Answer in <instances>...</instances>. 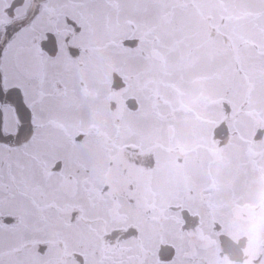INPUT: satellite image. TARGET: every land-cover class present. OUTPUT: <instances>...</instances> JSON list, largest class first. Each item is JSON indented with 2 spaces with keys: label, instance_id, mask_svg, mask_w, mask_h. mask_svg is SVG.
Here are the masks:
<instances>
[{
  "label": "flooded vegetation",
  "instance_id": "obj_1",
  "mask_svg": "<svg viewBox=\"0 0 264 264\" xmlns=\"http://www.w3.org/2000/svg\"><path fill=\"white\" fill-rule=\"evenodd\" d=\"M48 6L54 91L39 143L0 150V264H264V0Z\"/></svg>",
  "mask_w": 264,
  "mask_h": 264
},
{
  "label": "snow or ice",
  "instance_id": "obj_2",
  "mask_svg": "<svg viewBox=\"0 0 264 264\" xmlns=\"http://www.w3.org/2000/svg\"><path fill=\"white\" fill-rule=\"evenodd\" d=\"M27 6L28 0L19 4L12 0L5 4L13 8L12 18L0 15V25L8 26L0 32V150L9 154H27L39 143L54 91L49 57L57 52V43L36 30L42 13L54 9L50 10L45 0L39 10L32 9L31 16L25 10L21 17V9ZM5 168L14 181L12 163L0 152V188L4 186Z\"/></svg>",
  "mask_w": 264,
  "mask_h": 264
},
{
  "label": "rangeland",
  "instance_id": "obj_3",
  "mask_svg": "<svg viewBox=\"0 0 264 264\" xmlns=\"http://www.w3.org/2000/svg\"><path fill=\"white\" fill-rule=\"evenodd\" d=\"M226 2H227V4H228V8H229V10H230V11H231V10L234 11V10L237 9V6H238V5L244 3V0H241V1H240V0H226ZM194 29H195V28H194ZM194 29H192V30H194ZM177 54H178V53H177ZM178 56H179V58H177V60H175L177 64H183V63L186 62L184 58H181V57H183V55L180 56V55L178 54ZM146 64H147V63L142 62V67L144 68V67L146 66ZM159 70H160V68H158V65H157V63H156V71H159ZM149 78H151V77H149V76H144V75H143V84H146V82L149 80ZM169 80H170L171 82H175V83L179 84V85H180L179 87L183 90L184 95H185L187 98H189L191 95H193L194 91H193L192 89L188 88L186 85L178 83L177 77H176L175 75L171 76V77L169 78ZM143 94H144V98H145L146 96H149V93H148V92H143ZM148 101H149V102L152 101L151 98H150V96H149V98H148ZM101 103H102V105H104V103H103L102 101H101ZM149 140H150V139H149ZM57 149H58V148H57ZM0 259H2L1 256H0Z\"/></svg>",
  "mask_w": 264,
  "mask_h": 264
}]
</instances>
